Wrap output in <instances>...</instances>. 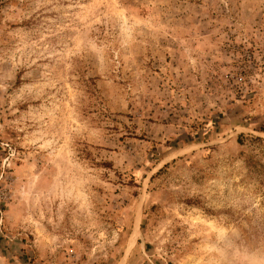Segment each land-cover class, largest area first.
I'll return each instance as SVG.
<instances>
[{
	"label": "rangeland",
	"instance_id": "374dc122",
	"mask_svg": "<svg viewBox=\"0 0 264 264\" xmlns=\"http://www.w3.org/2000/svg\"><path fill=\"white\" fill-rule=\"evenodd\" d=\"M0 264H264V0H0Z\"/></svg>",
	"mask_w": 264,
	"mask_h": 264
}]
</instances>
